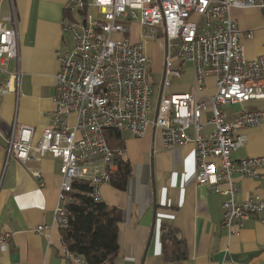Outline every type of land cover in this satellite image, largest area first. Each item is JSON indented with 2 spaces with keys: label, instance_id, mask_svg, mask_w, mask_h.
<instances>
[{
  "label": "built area",
  "instance_id": "1",
  "mask_svg": "<svg viewBox=\"0 0 264 264\" xmlns=\"http://www.w3.org/2000/svg\"><path fill=\"white\" fill-rule=\"evenodd\" d=\"M259 9L264 0H68L61 21L62 31L73 38L70 51L57 53L53 104L49 123L40 138L34 130L13 125L6 142L5 157L22 166L45 156L61 162V182L52 226L61 232L69 229L68 207L74 203L73 185L81 181L100 202L99 188L111 183L117 163L125 157L122 147L112 148L108 132H127L134 138L144 135L148 126L160 132L165 148L192 143L195 152L197 186H204L224 197L221 227L228 236L237 235L248 220L264 225V199L237 201L235 178L257 179L264 169V158L233 161L232 153L243 147L238 133L264 125V112L244 110L229 115L225 106L263 98L264 54L246 59L242 40L252 32H242L230 16L231 9ZM136 21L142 40H163L164 58L161 93L152 117V85L148 59L141 43L128 39L129 24ZM0 23V99L16 92L19 73L7 74L9 62L18 60L17 15L15 10ZM122 35L123 40H113ZM189 63L198 92L206 89L209 77L215 80L208 125L213 131L201 138V114L207 110L195 95H165L171 79L181 70L173 60ZM189 128L193 136L187 134ZM40 180L38 171H29ZM43 186L42 182L39 184ZM222 187H224L222 189ZM50 229L36 227V233ZM10 234L0 236V250L6 251ZM66 258L71 254L59 235Z\"/></svg>",
  "mask_w": 264,
  "mask_h": 264
},
{
  "label": "crops",
  "instance_id": "2",
  "mask_svg": "<svg viewBox=\"0 0 264 264\" xmlns=\"http://www.w3.org/2000/svg\"><path fill=\"white\" fill-rule=\"evenodd\" d=\"M67 1L0 0V23L9 25L7 20L13 10L16 12L18 41V60L8 63L3 81L8 80L9 74L19 73L17 85L11 84L16 92L0 99V236L11 235L7 250H0V264H75L64 256L59 231L52 226L61 182L60 160L48 155L24 167L15 159L6 161L5 157L6 142L14 124L33 128L36 142L49 123L59 69L56 55L73 48L72 36L61 28ZM230 16L242 32H252V39L242 40L245 58L263 55L264 11L234 8ZM138 30V38L131 42L141 43L148 62L154 60L152 68L147 65L148 76L152 91L159 98L164 43L161 39L142 40L139 25ZM154 48L159 49L156 58ZM173 64L180 68L181 75L171 79L170 88L163 92L195 95L199 103L206 105L207 110L200 118L202 129L198 132L199 137L206 138L213 131L207 121L215 80L209 77L206 89L198 92L191 65L177 59ZM260 86L264 93V81ZM242 109L264 112V97L224 108L229 115ZM187 134L193 136V129L189 128ZM238 135L245 138V143L232 153L233 161L264 158V125L242 130ZM120 146L125 152L122 160L130 165L126 187L118 190L110 183L99 188L101 202L122 212L119 250L113 264H264V225L248 220L237 235H227L221 227L224 197L196 185L192 143L165 148L160 132L148 126L140 138L120 132ZM29 171H38L40 180ZM235 184L237 201L250 197L264 199V169L257 179L235 178ZM40 225L50 229L36 233ZM165 231L173 232L182 243L183 258L165 259L161 240ZM171 249L173 246L167 245V250Z\"/></svg>",
  "mask_w": 264,
  "mask_h": 264
},
{
  "label": "trees",
  "instance_id": "3",
  "mask_svg": "<svg viewBox=\"0 0 264 264\" xmlns=\"http://www.w3.org/2000/svg\"><path fill=\"white\" fill-rule=\"evenodd\" d=\"M106 140L112 148L121 147L118 131L108 132ZM129 176L130 165L125 160L119 161L117 171L112 175V186L124 190ZM72 197L75 201L68 207L69 229L59 234L65 248L79 258L82 264H113L119 250L118 226L122 220L121 210L95 201L90 187L81 181L74 183ZM161 240L167 261L185 256L181 252L182 243L173 232L165 231ZM167 245H172L173 250H167Z\"/></svg>",
  "mask_w": 264,
  "mask_h": 264
},
{
  "label": "rangeland",
  "instance_id": "4",
  "mask_svg": "<svg viewBox=\"0 0 264 264\" xmlns=\"http://www.w3.org/2000/svg\"><path fill=\"white\" fill-rule=\"evenodd\" d=\"M129 29H130V31H129V34H128V39L130 40V41H134L135 39H137L138 38V25H137V22L136 21H134V22H131L130 24H129ZM113 40H123L124 39V37L122 36V35H114L113 37ZM143 46V45H142ZM164 46V45H163ZM161 50V49H160ZM162 51V50H161ZM153 52H154V58H156L157 56H158V54H159V49H157V48H154L153 49ZM163 53H164V51H163ZM150 64V67L152 68V65L154 64V60H150V62H148V65ZM153 77H155L154 75H153ZM157 98H158V94H157V92L155 91V92H153V98H152V102H151V106H152V113L149 115V118H151L152 117V114H153V112H154V109H155V107H156V105H157Z\"/></svg>",
  "mask_w": 264,
  "mask_h": 264
}]
</instances>
